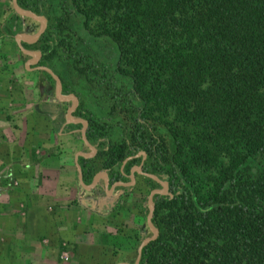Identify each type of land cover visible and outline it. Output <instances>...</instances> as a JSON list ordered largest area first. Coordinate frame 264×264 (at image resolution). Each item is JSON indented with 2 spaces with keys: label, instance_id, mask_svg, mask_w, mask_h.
<instances>
[{
  "label": "trees",
  "instance_id": "1",
  "mask_svg": "<svg viewBox=\"0 0 264 264\" xmlns=\"http://www.w3.org/2000/svg\"><path fill=\"white\" fill-rule=\"evenodd\" d=\"M66 5L90 34L115 45V72L129 83L118 95L122 140L108 141L92 113L78 109L87 140L99 144L94 157L78 156L83 182L99 171L127 181L122 172L141 164L167 183L152 196L157 235L138 264H264V0ZM57 40L48 29L29 45L40 64Z\"/></svg>",
  "mask_w": 264,
  "mask_h": 264
},
{
  "label": "rangeland",
  "instance_id": "2",
  "mask_svg": "<svg viewBox=\"0 0 264 264\" xmlns=\"http://www.w3.org/2000/svg\"><path fill=\"white\" fill-rule=\"evenodd\" d=\"M25 2L35 5V9L43 8L40 13L28 11L44 17L46 24L42 33L51 29L58 40L55 52H50L46 58L47 66L40 64L42 56L39 51L29 47L39 37L21 42L25 50L37 54L34 64H26L32 58L19 48L16 37L33 35L41 23L18 14L12 0H0V67L2 65L7 71L19 69L22 74L29 75L19 82V77L12 71L10 87L2 93V99L26 100V105L21 107L36 109L38 114H31L34 120L27 118V128L21 135L11 136L16 151L10 160L4 155L7 139L0 137V264H134L141 241L152 235L146 221L147 199L150 191L158 187L147 180L151 178L135 169L132 185L114 186L112 194L110 180L105 187L104 179H99L90 191H86L78 184L75 175L72 180L75 190L86 197L83 204L73 202L77 208L70 207L68 202L53 205L47 194L39 193L35 187L38 185L17 179L18 175L35 176L39 173L37 167L43 156L53 155V151L54 154L69 153L70 161L76 150L89 153L81 137L83 124L72 122L83 119L78 115L79 107L92 113L94 120L103 127L108 141L122 140L126 120L118 95L129 88L128 81L115 72L118 57L115 45L105 36L90 34L82 24L83 18L72 12L66 0ZM62 6L65 9L62 10ZM38 66L50 68L70 91L65 94L61 87L63 98L77 100L70 123L66 122L65 113L73 103L57 97L55 79ZM32 101L34 104H30ZM158 131L167 138L163 128ZM91 144L95 152L89 158L96 155L99 147L98 143ZM42 149H45L43 155L39 152ZM21 152L22 161L30 170L13 166L16 161L19 165ZM10 161L12 166L7 165ZM134 166L128 173L121 168L127 181Z\"/></svg>",
  "mask_w": 264,
  "mask_h": 264
},
{
  "label": "crops",
  "instance_id": "3",
  "mask_svg": "<svg viewBox=\"0 0 264 264\" xmlns=\"http://www.w3.org/2000/svg\"><path fill=\"white\" fill-rule=\"evenodd\" d=\"M12 71H14V76L19 77V82H22V80H26L29 78V75L22 74L19 69L10 70L7 71L2 68V65L0 67V137H6L7 142L4 145V155L7 158V160H10V156L13 153L15 149V143L12 142L11 136H15L17 134H20L27 128V118L29 119L31 117V114L34 116H37L38 114L35 112L33 108H25L21 107L23 104L26 105V100L20 99L22 101L13 100V97H10V100L5 101L2 99L4 96V93L6 91L7 87H10V79L9 77L12 76ZM49 101V102H48ZM48 104H51L50 100H47ZM30 104H34L33 101ZM24 110V112L22 111ZM22 112V113H21ZM31 112V113H30ZM53 113V111H52ZM7 114H11L12 116H8ZM32 120L35 118L31 117ZM66 122L70 123L71 121L67 119V112L65 113ZM59 132V131H57ZM82 137V134H81ZM65 148V147H63ZM64 150V149H59ZM41 155L44 154L45 149H42L39 151ZM63 152V151H61ZM57 152V154H54L55 151H53V155L46 154L43 156V160L39 163V166L37 167L40 172L37 173L35 176H23L18 175L17 179L22 181V183H29V184H36L38 186H35L36 189L39 191L40 194H47V197L49 200H52V204H65L68 202L69 206L72 208H77V204H83V200L86 197H83L82 195L77 193V190H75L74 180L75 175L76 179H78V171H77V160L76 156L79 153L82 154H88L84 153L83 151L76 150L73 153V157L70 161V154L69 153H61ZM20 155V162L19 165L17 164V161L14 163L15 165L11 163H8V166H15L23 170L24 168H29L28 164L25 161H22L24 157L22 156V152L19 153ZM81 156V155H78ZM87 158V157H85ZM23 164L25 166L23 167ZM20 171V170H19ZM20 173V172H19ZM103 179V178H101ZM104 182V181H103ZM80 184V182L78 183ZM105 184V182H104ZM81 185V184H80ZM82 186V185H81ZM105 187H107V184H105ZM86 191H90L91 189H86ZM112 188V194H113ZM73 202H76L77 204H74ZM82 208V207H81Z\"/></svg>",
  "mask_w": 264,
  "mask_h": 264
},
{
  "label": "water",
  "instance_id": "4",
  "mask_svg": "<svg viewBox=\"0 0 264 264\" xmlns=\"http://www.w3.org/2000/svg\"><path fill=\"white\" fill-rule=\"evenodd\" d=\"M12 5L15 9V11L22 15V16H27V17H31L32 19H35V20H38L40 23H41V27L40 29L34 33L33 35H26V34H20L16 37V42H17V45L19 46V48L27 53V55H29V57L32 58V61L31 60H28L26 62V64H34L36 61H37V54L36 52L34 51H27L23 48V46L21 45V42L23 41H33V40H36L39 35L43 32L44 28H45V24H46V21L44 19V17L40 16V15H37L36 13H33L31 11H28L26 9H23L21 8L18 4H17V0H12ZM38 68H41V69H44L46 70L47 72H49L52 77L55 79L56 81V84H57V87H56V94H57V97L61 100V101H71L73 103V107L70 108L68 111H67V119H71V113L72 111L77 108V100L75 98H63V94L61 93V83H60V79L58 76H56L52 70L46 66H38ZM72 122H81L84 126V130L82 131V139L85 143V145H87V147L89 148V153L88 154H82V153H79L78 155H81L83 157H87L89 158L94 152H95V148L92 146V144L87 140L86 136H85V133H86V130H87V127H88V122L84 119H75V120H72ZM78 155L76 156V160L78 158ZM142 155L143 157L145 156L144 152H142ZM137 169L139 171V173L143 174L144 176H147L153 180H155L159 185H160V188H155V189H152L149 193V196H148V199H147V209H148V212H147V216H146V221H147V226L149 227V229L151 230L152 232V235L148 238H145L141 241L139 247H138V251H137V257H136V260H135V263L134 264H138L139 262V259H140V255H141V249L142 247L148 243L150 240L154 239L157 235V230L156 228L152 225L151 223V217H152V211H153V203H152V196L153 194L155 193H166L167 191V183L160 180L159 178H157L155 175L153 174H150V173H147V172H144L141 168V164L139 165H136L134 166L131 171H130V180L129 181H116L113 183L112 185V188H114V186H118V185H121V186H129V185H132V183L134 182V170ZM77 171H78V178H79V182L80 184L85 187L86 189H91L92 187H94V185L99 181V179L103 178L104 179V182L105 184H107L109 182V178H108V175L105 171H99L95 174V176L93 177V180L90 184H85L82 180V172H81V168L79 166V164L77 163ZM117 264H126V263H117Z\"/></svg>",
  "mask_w": 264,
  "mask_h": 264
},
{
  "label": "flooded vegetation",
  "instance_id": "5",
  "mask_svg": "<svg viewBox=\"0 0 264 264\" xmlns=\"http://www.w3.org/2000/svg\"><path fill=\"white\" fill-rule=\"evenodd\" d=\"M110 184H113V182H109Z\"/></svg>",
  "mask_w": 264,
  "mask_h": 264
}]
</instances>
